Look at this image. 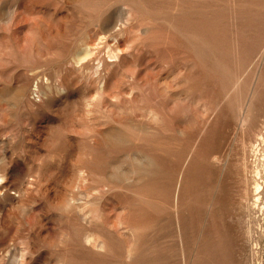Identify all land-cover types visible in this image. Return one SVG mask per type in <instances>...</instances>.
Returning a JSON list of instances; mask_svg holds the SVG:
<instances>
[{
    "label": "rangeland",
    "instance_id": "1",
    "mask_svg": "<svg viewBox=\"0 0 264 264\" xmlns=\"http://www.w3.org/2000/svg\"><path fill=\"white\" fill-rule=\"evenodd\" d=\"M260 131L264 0H0V264H250Z\"/></svg>",
    "mask_w": 264,
    "mask_h": 264
},
{
    "label": "built area",
    "instance_id": "2",
    "mask_svg": "<svg viewBox=\"0 0 264 264\" xmlns=\"http://www.w3.org/2000/svg\"><path fill=\"white\" fill-rule=\"evenodd\" d=\"M250 264H264V182L252 190L247 219Z\"/></svg>",
    "mask_w": 264,
    "mask_h": 264
},
{
    "label": "bare ground",
    "instance_id": "3",
    "mask_svg": "<svg viewBox=\"0 0 264 264\" xmlns=\"http://www.w3.org/2000/svg\"><path fill=\"white\" fill-rule=\"evenodd\" d=\"M115 57V55L111 56ZM251 152L254 155V166L252 169V179L253 185L252 190H258L261 188V178H264L262 172L264 173V131H260L255 136L254 145H251Z\"/></svg>",
    "mask_w": 264,
    "mask_h": 264
}]
</instances>
